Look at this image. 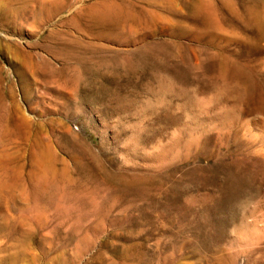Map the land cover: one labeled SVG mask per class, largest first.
<instances>
[{"label": "rangeland", "instance_id": "rangeland-1", "mask_svg": "<svg viewBox=\"0 0 264 264\" xmlns=\"http://www.w3.org/2000/svg\"><path fill=\"white\" fill-rule=\"evenodd\" d=\"M0 264H264V0H0Z\"/></svg>", "mask_w": 264, "mask_h": 264}]
</instances>
